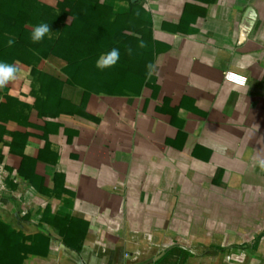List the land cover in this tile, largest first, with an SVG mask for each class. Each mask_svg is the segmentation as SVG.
I'll return each mask as SVG.
<instances>
[{
  "label": "crops",
  "instance_id": "0c3cea01",
  "mask_svg": "<svg viewBox=\"0 0 264 264\" xmlns=\"http://www.w3.org/2000/svg\"><path fill=\"white\" fill-rule=\"evenodd\" d=\"M91 7L82 68L1 59L19 69L0 89L11 264H264V0Z\"/></svg>",
  "mask_w": 264,
  "mask_h": 264
},
{
  "label": "trees",
  "instance_id": "16d2710c",
  "mask_svg": "<svg viewBox=\"0 0 264 264\" xmlns=\"http://www.w3.org/2000/svg\"><path fill=\"white\" fill-rule=\"evenodd\" d=\"M93 1L63 0V4H60V7L63 8L62 15L58 14L57 17L54 16V19L51 16L53 19L51 23L58 27L56 28L58 31L57 38L44 51L41 47L36 46L33 41H30L31 39L27 37L25 30L21 29L18 33L15 32L16 21L21 13V18H24L25 24L33 21V14L35 13H45L46 16L43 17L47 19L49 12L56 13L54 9L42 3H30L29 0H0V35L3 36L0 39V63H2L1 59L8 57V53L14 54L18 59H29L32 62L40 59V57L47 58L51 55H61L70 65L80 64L79 66L82 68L88 62V53L95 40H92V38L90 40L88 37V32L93 27L88 16L104 14L103 8L91 7ZM67 18L73 19L72 25H65ZM75 26L80 29L77 33L74 32ZM4 33L9 37H5ZM47 36L48 34L45 35L46 38ZM10 39L14 40L11 46L7 43ZM11 239H16V236L10 232L8 226L0 222V242L10 244ZM0 264H11L7 252L2 247H0ZM15 264H22L20 258L15 260Z\"/></svg>",
  "mask_w": 264,
  "mask_h": 264
},
{
  "label": "clouds",
  "instance_id": "9594fccd",
  "mask_svg": "<svg viewBox=\"0 0 264 264\" xmlns=\"http://www.w3.org/2000/svg\"><path fill=\"white\" fill-rule=\"evenodd\" d=\"M50 32L48 24H40L36 26L31 34L32 41L39 42L45 35ZM8 45L11 46L14 40H8ZM147 45L145 41L140 40L138 47L145 48ZM128 53L131 54L132 50L129 48ZM120 58V51L117 48H113L111 51L102 54L96 62V66L100 69L111 68L116 65ZM158 64L149 63L146 65L147 77L151 78L153 75L159 76ZM19 69L16 65L8 63H0V89L7 86L10 82L17 79V73ZM226 76L234 81L236 84L243 86L246 83V78L243 76H237L234 73H227ZM258 127V125H257ZM255 163L261 170H264V156L258 154L255 158Z\"/></svg>",
  "mask_w": 264,
  "mask_h": 264
},
{
  "label": "rangeland",
  "instance_id": "374dc122",
  "mask_svg": "<svg viewBox=\"0 0 264 264\" xmlns=\"http://www.w3.org/2000/svg\"><path fill=\"white\" fill-rule=\"evenodd\" d=\"M29 1H30V3L37 2V3L41 4V0H29ZM45 1H49L50 4L54 5L53 7L49 6V8H53L56 13H50L49 12L47 19H45V17H43V16H46L45 13H43V14L37 13L38 15L35 13V14H33L34 15L33 21L31 23H27V24H25L24 18L23 17L21 18V15H22V13H21V14H19L20 17H18V20L16 21L17 25H16V29H15V32H17V33L21 29L25 30L27 37L29 39H31L32 31L36 26H38L40 24H48L49 28H50V32L48 33L47 38L45 37L42 40H40L39 42H35V43L33 42L34 44H36V46L41 47V49L44 51L46 48H49L50 44L57 38V35H58V33H57L58 31L56 29L58 27L53 25L51 22L53 21L54 16L57 17L58 14L62 15V13H63V8H61L59 6V4H63V2H62L63 0L62 1L61 0H45ZM67 1H70V0H67ZM57 3H58V6L56 5ZM51 16H53V19ZM47 21H48V23H47ZM30 41H32V39ZM11 241H13V240L11 239ZM15 241H17V240L14 239V242ZM6 243L9 244L8 242H6Z\"/></svg>",
  "mask_w": 264,
  "mask_h": 264
},
{
  "label": "built area",
  "instance_id": "2783aa9c",
  "mask_svg": "<svg viewBox=\"0 0 264 264\" xmlns=\"http://www.w3.org/2000/svg\"><path fill=\"white\" fill-rule=\"evenodd\" d=\"M237 75V74H236ZM239 76V75H237ZM225 79L227 82L229 83H232V84H235V85H238L236 84L234 81L230 80L227 76H225ZM248 82V79L246 78V83L243 85V86H246ZM238 86H241V85H238ZM242 86V87H243ZM6 172L3 168H0V192H3V191H6L7 190V185H6Z\"/></svg>",
  "mask_w": 264,
  "mask_h": 264
},
{
  "label": "water",
  "instance_id": "95a60500",
  "mask_svg": "<svg viewBox=\"0 0 264 264\" xmlns=\"http://www.w3.org/2000/svg\"><path fill=\"white\" fill-rule=\"evenodd\" d=\"M134 3L141 2L143 0H132Z\"/></svg>",
  "mask_w": 264,
  "mask_h": 264
}]
</instances>
